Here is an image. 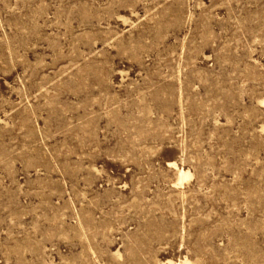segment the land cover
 <instances>
[{
    "label": "rangeland",
    "instance_id": "rangeland-1",
    "mask_svg": "<svg viewBox=\"0 0 264 264\" xmlns=\"http://www.w3.org/2000/svg\"><path fill=\"white\" fill-rule=\"evenodd\" d=\"M169 262L264 264V0H0V264Z\"/></svg>",
    "mask_w": 264,
    "mask_h": 264
},
{
    "label": "bare ground",
    "instance_id": "bare-ground-1",
    "mask_svg": "<svg viewBox=\"0 0 264 264\" xmlns=\"http://www.w3.org/2000/svg\"><path fill=\"white\" fill-rule=\"evenodd\" d=\"M191 177H192L191 173H189L185 170L179 169V171H178L179 184H182L183 182L189 180ZM169 264H175V263L169 262Z\"/></svg>",
    "mask_w": 264,
    "mask_h": 264
}]
</instances>
